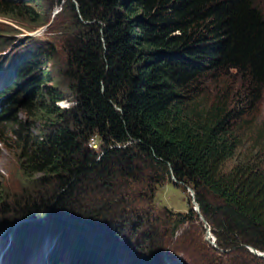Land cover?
I'll return each mask as SVG.
<instances>
[{"label": "trees", "instance_id": "trees-1", "mask_svg": "<svg viewBox=\"0 0 264 264\" xmlns=\"http://www.w3.org/2000/svg\"><path fill=\"white\" fill-rule=\"evenodd\" d=\"M29 2L0 0V14L28 15L35 24H45L34 17L37 12ZM59 3L77 30H61L65 60L57 69L58 77L45 73L42 80L31 81L27 87L33 89L32 95L22 100L8 95L0 111V122L15 125L14 140L22 138L23 175L38 184L37 192L21 190L10 201L0 190L2 208L8 213L2 222L14 231L13 251L20 254L46 231L59 232L54 246L63 250L72 232L71 255L63 259L50 255L49 264H121L126 258L124 264H162L163 255L170 251L159 247L150 257L132 240L119 242L122 220L121 224L112 220L115 213L107 206L115 197L93 190L99 182L112 190L114 178L134 177V168L142 165L153 166L155 174L159 171L153 183L171 175L194 188L217 248L242 249L246 261L237 264L259 261L261 257L245 245L264 251V128L236 129L256 125V117L244 116L243 106L259 97L264 84V11L259 3ZM35 48L20 62L13 56L0 63V93L13 86L11 75L18 79L42 54L51 52L49 47ZM235 73H241L245 82L232 95L229 81ZM64 99L73 102L60 106ZM18 102L29 116L43 118L47 129L29 132L27 123L16 116L19 110H10L9 104ZM94 136L101 143L98 153L89 145ZM0 139L5 141L1 133ZM79 192V196H95L96 201L65 209ZM51 202L54 206L49 209ZM188 209L195 213L191 205ZM185 217L192 219L180 215L171 233ZM144 235L147 238L148 233ZM156 240L148 241L163 242ZM121 246L127 249L124 259ZM31 254L32 250L20 264Z\"/></svg>", "mask_w": 264, "mask_h": 264}, {"label": "rangeland", "instance_id": "rangeland-1", "mask_svg": "<svg viewBox=\"0 0 264 264\" xmlns=\"http://www.w3.org/2000/svg\"><path fill=\"white\" fill-rule=\"evenodd\" d=\"M256 2L259 3L264 11V0H256ZM29 6L33 7L37 12V15H34V17L36 16V18L41 19V21L44 20L46 23L37 25L33 22L32 17L23 14L21 15L22 18L0 14V63L13 56H17V61L20 62L24 55L30 51L34 52V50L37 49L35 46L49 47L51 48V52L42 54L35 65L18 79L14 78V74L8 78L10 82H15L10 89H6L3 93H0V110L3 109L7 102L8 95L11 97L17 96L20 100L24 99L27 95H32L33 89L27 86L31 81L36 82L42 80L45 73L58 77L57 69L62 66L65 60L64 43L62 42V39L65 38V34L61 30L71 32L77 30V28L74 27L76 29L74 30L71 27L72 21L70 14L67 9L64 10V4L59 3V0H30ZM235 74L233 82L229 81L232 83L230 84L231 90H229L232 95H234L233 92L235 91L236 93L237 88L242 87V84L245 82L241 73ZM8 79L6 80V85ZM72 102L71 100L64 99L58 103L60 106H67ZM9 105L11 106L10 110H19L16 116L19 120H24L27 123L29 132L37 133L40 131L41 133L43 129H47V122L43 118L29 116V114L24 111L22 103H10ZM248 105L249 104H245V106H243L245 108L243 110L244 116L248 117L249 113L250 117H256V121L253 123H256V125L246 128V125L242 124L241 127L236 129L243 132L246 129L247 131H252L261 127L264 128V84L260 88L259 97L252 101L249 106ZM232 107L234 106L232 105ZM3 114L4 112L1 115ZM14 126V124L11 125L10 122H5V120H1L0 122V133L5 138V141L0 139V190L7 196V198H5L7 201L16 199V196L21 193V190L37 192L35 188H38V184L32 183V178L23 175L22 166L20 165L22 138L14 140L11 134ZM94 140H98V143L94 147V151L98 153L101 149L99 137L94 136ZM88 155L92 157L93 154L89 152ZM96 159H98V157H96ZM238 159L239 157L235 160ZM139 167L140 168H134V177L122 175L120 178H114L110 184L112 190H109L108 186L102 182H99L97 187H93V190L99 191V193L106 194L110 196V198L115 197L107 201V206H110L112 209L111 212L115 213L113 214L112 220H119L120 224L122 220V224L118 226L119 234L122 235L119 242L122 243V245L127 242L125 238L132 240V245H135L137 248L139 247V250L140 248H142V250L145 249V255H150V257L155 256L157 254V248L162 247L161 249L171 252L163 255L162 264H237L240 261H246V254L239 247H233V249L217 248L215 236L212 233L208 221L202 215L200 209L197 210L194 208L195 205L193 204V200H195V193L191 185L177 181L171 175L167 176V178L159 182V184L156 182L153 183L159 171L157 170L155 174V168L153 166L145 167L141 165ZM148 179L149 181H147ZM43 186L47 187V185ZM48 188V192L50 193V187ZM77 195L78 198L76 200H71L72 203H66L65 209L77 204L81 206L92 205L96 201L95 196L94 198L90 196H79L80 192ZM12 203L17 205L18 202L14 201ZM2 205L3 203L1 201L0 264H20L31 250L33 256L30 257V261L33 262L30 264H46L47 261L45 262L44 260H48L50 255H52L49 254L47 257L46 253L56 250V246H54L56 239L55 235L59 232L53 234L50 231H46L42 236H38L34 242H30L22 248L20 254L14 252V231L8 230V226H4L2 222L4 217L8 214L5 212L4 208H2ZM47 205H50L48 207L49 209L54 206L52 202ZM190 205L195 213L188 209ZM119 215L124 216L120 219ZM180 215L192 217V219L185 217V220L177 225L174 233H171ZM195 215L197 218H194ZM139 220L140 225L138 224ZM16 222L15 224H17ZM11 223H13V221ZM144 233H148L147 238ZM68 235V241L74 237L72 236V232L68 233ZM157 238H161L166 244L159 240V243L154 242L157 241ZM148 240L154 241L149 242ZM68 241L64 242L62 245H65L64 249L67 248L69 252L71 247ZM66 245H68L70 249ZM34 246H37L39 249L34 248ZM245 246L251 254L264 258V255L260 254V252L263 253L264 251L251 245ZM121 250L124 251L122 256V259H124L127 249L125 248L124 250L121 246ZM221 251H224V253ZM70 253L71 252H69V254ZM70 255L67 258H69ZM128 256L129 254L127 257ZM261 258H259V261H256L255 264H264ZM126 260H122L121 264H124ZM24 264L28 263L25 262Z\"/></svg>", "mask_w": 264, "mask_h": 264}, {"label": "bare ground", "instance_id": "bare-ground-1", "mask_svg": "<svg viewBox=\"0 0 264 264\" xmlns=\"http://www.w3.org/2000/svg\"><path fill=\"white\" fill-rule=\"evenodd\" d=\"M1 79H0V89H1ZM96 142V141H95ZM98 142H96V144H97ZM93 149H95L94 147H95V143H93V144H89ZM43 249V248H42ZM70 249V248H69ZM68 249H57V250H54L53 252L52 251H50L49 253H46V255H47V257H48V255L49 254H52V255H55V256H59V257H61L62 259L65 257V254H67V253H69L68 251H67ZM33 254V253H32ZM30 255L29 256V259H28V261H27V263L28 264H30L31 262H33V261H30V257H32L33 255ZM45 262L47 261V263L46 264H49V261L48 260H44ZM60 262V261H59Z\"/></svg>", "mask_w": 264, "mask_h": 264}, {"label": "water", "instance_id": "water-1", "mask_svg": "<svg viewBox=\"0 0 264 264\" xmlns=\"http://www.w3.org/2000/svg\"><path fill=\"white\" fill-rule=\"evenodd\" d=\"M193 204L195 205L194 208H196L197 210H199V205H198V203H197L195 200H193ZM260 254H261V255H264V252H263V253L260 252Z\"/></svg>", "mask_w": 264, "mask_h": 264}, {"label": "built area", "instance_id": "built-area-1", "mask_svg": "<svg viewBox=\"0 0 264 264\" xmlns=\"http://www.w3.org/2000/svg\"><path fill=\"white\" fill-rule=\"evenodd\" d=\"M93 143H95V145H96V142L94 140H92L91 144H93Z\"/></svg>", "mask_w": 264, "mask_h": 264}, {"label": "clouds", "instance_id": "clouds-1", "mask_svg": "<svg viewBox=\"0 0 264 264\" xmlns=\"http://www.w3.org/2000/svg\"><path fill=\"white\" fill-rule=\"evenodd\" d=\"M8 95V94H7ZM6 104V103H5ZM1 111V110H0Z\"/></svg>", "mask_w": 264, "mask_h": 264}]
</instances>
